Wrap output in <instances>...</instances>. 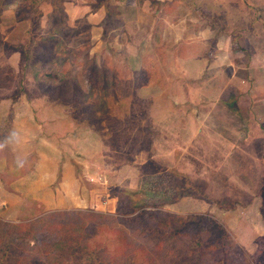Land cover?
Listing matches in <instances>:
<instances>
[{"label": "rangeland", "instance_id": "1", "mask_svg": "<svg viewBox=\"0 0 264 264\" xmlns=\"http://www.w3.org/2000/svg\"><path fill=\"white\" fill-rule=\"evenodd\" d=\"M7 1L0 0V13ZM236 1L227 2L228 11L234 4L239 8ZM53 2L52 21L61 31L57 37L40 32L43 0H18L17 13L22 21L12 27L11 20L4 18V27H9L7 33V28L0 32L4 70L10 68L6 57L17 49L21 50V60L25 59L21 62L25 81L21 91L32 94L40 88L42 92L50 89L57 96L60 75H68V81L61 83L67 97L61 101L77 108L74 120L84 122L80 126L96 134L102 155L111 154L115 164L132 169L123 176L133 180L126 181L132 188L125 191L118 186L108 192L97 185L91 193L90 208L29 209L22 215L0 208V264H72L70 247L59 248L65 239H81L87 250L96 251V260L89 258V264H264V236L249 233L250 221L246 222L245 215L242 219V211H249L245 207L253 204L255 197L259 203L264 200V193H253L264 187V160L247 161V148L238 156L243 161L220 160V134L224 135L223 129L230 131L222 127L226 124L220 117L225 119L228 112L207 120L206 132L197 131L204 128L200 126L203 119L199 121V114L187 109L204 104L196 92L202 86H197L193 59H179L191 54L187 49L193 43L189 33H170L172 27L163 25L166 21L162 18L157 27L153 17H138L141 6H132L124 19L116 17L122 9L114 6L115 17H108L103 33L92 38L85 20H80L78 28L64 30L65 16L59 7L62 1ZM210 5L207 8L216 10ZM167 8L185 16L194 8V1L180 0ZM178 16L168 21L177 17V23ZM242 16V21L235 17L229 20V26L211 16V42L216 43L219 36L223 42L232 39L235 59H228V75L250 58L247 47L264 44V35L249 28V15ZM216 24L222 30L228 28L215 34ZM14 26L17 30L11 32ZM79 31L83 33L78 35ZM34 41L36 47L46 43V49L34 50ZM80 42L84 46L76 48ZM217 66L220 64H213L215 72ZM207 72L203 78L208 77ZM44 74L46 77L41 76ZM211 76V82L216 83L215 73ZM232 96L222 100L213 97L210 106H235L241 99ZM235 148L230 146L229 150ZM257 149L261 152L264 146ZM171 155L175 158L173 169Z\"/></svg>", "mask_w": 264, "mask_h": 264}, {"label": "crops", "instance_id": "2", "mask_svg": "<svg viewBox=\"0 0 264 264\" xmlns=\"http://www.w3.org/2000/svg\"><path fill=\"white\" fill-rule=\"evenodd\" d=\"M17 1H7L5 2L7 6L1 9V33L2 28H7L6 33L9 29L8 26L4 27V18L11 20V27L15 25V22L20 23L22 21L21 15L17 13L19 8ZM56 1H62L59 3V7L65 16L63 19L64 30L68 32L69 29L78 28L80 20H85L91 27L92 38H96L94 34L100 36L103 33L104 22L108 17H115L114 6L122 9L121 14L116 15V17L124 19L132 6H141L142 12L137 14L138 17L140 15L153 17L157 27L161 26L160 18H162V21L167 22H162L163 25L169 24V27H172L170 33H180L186 30L188 35L193 38V43L187 48L191 54L190 56L183 54L179 59L185 61L189 58L193 59L194 69L197 73L196 79L199 81L197 86H202V90L196 92H198V97L203 98L201 100L204 104L196 106L198 108L188 107L187 109V112L195 111L198 113L199 121L203 119L200 126H204V128L199 127L197 131L206 132L208 129L206 127L207 120L228 112L229 116L225 119L223 116L220 117V122L226 124L222 127L230 130L228 132L223 129L224 135L220 134V160L226 162L243 161V158H238L239 155L244 154L242 148H247L246 154L250 152L247 161L264 160V149L261 152L257 149L258 146H264V44L255 46L252 44V46L247 47L250 58L241 62L240 66L237 65L236 70L228 75L226 71L230 65L228 59L230 62L231 59H235L231 53L232 39L229 38V41L223 42L222 36H219L216 43L211 42L214 26L211 20L212 15L214 18H220L219 22H226L229 26V20L232 21L234 17L241 20L242 14L244 18L248 14L251 19L249 28L264 35V0H237V3L239 1L237 4L239 8L235 9L234 5L236 4H234L231 11L227 9V2L233 0H193L194 8L185 16L175 15L174 12L167 10V7H173L180 0H141V2L139 0ZM210 4H214L218 10L216 8V10L211 11L207 8L211 6ZM204 7L206 8L204 9ZM54 8L53 0H43L40 32H46L50 36L57 37L61 31L56 28L52 21L51 16L54 15ZM173 16L179 17L177 23L174 20L177 17L168 21ZM201 19H203L202 22ZM228 26L222 30V26L216 24L214 33L226 31ZM11 29L12 32L17 30V27L14 26ZM163 32L167 33L166 28ZM77 33L79 35L83 32ZM34 42V50L35 48L46 49L44 47L47 46L44 45L46 43L40 42L38 43L39 46L36 47V41ZM78 46H84V43H77L76 48ZM21 54V50L15 49L6 57V61L10 62L8 71L4 70L6 65L0 59V143L5 145L4 148L0 149V208L15 211L18 215L25 214L29 209L90 208L91 193L97 185L108 189V192H111L113 187L117 188L118 186L125 187L123 188L125 191L131 189L132 185L126 184V181L133 180L123 176L126 175L125 173L133 172L132 169L115 164L111 154L102 155L103 152L100 148L101 145L99 146V140L96 139V134L84 130L80 126L84 122L79 123L74 120L73 114L74 112L78 113L77 108L67 107L61 101L67 97V91L61 90V83L65 80L68 81V75H60L57 82L60 84L57 96L56 94L53 95L50 89L47 92H42L40 88L39 91H34L32 94L31 91L23 92L20 90L25 82L22 78L23 73H21L23 71L21 68L22 60L25 62V59L21 60ZM172 56L174 57V54ZM217 63L220 66H217L219 69L215 72L213 64ZM200 65L203 66V69ZM233 66L236 67V65ZM238 68L241 69L237 73ZM207 70L210 71L207 72L208 77L203 78L202 76ZM211 72L215 73L216 83L214 84L211 82L213 80ZM41 76L46 77L45 74ZM86 77L85 81L88 82V76ZM34 78L36 77L33 76V81L39 85ZM76 78L80 79V76ZM27 81L30 82L31 78ZM42 81L48 83L45 79ZM82 86L81 88H84V85ZM36 88L38 86L34 90H37ZM79 92L85 95L83 89ZM232 95L246 102L240 101V103L237 100L235 106L225 104L221 108L210 106L211 102L209 101L213 97L219 96V99L222 100L225 96L226 98H233ZM54 97L56 99H53ZM65 103L67 104V102ZM190 118L192 116H189L188 119ZM232 119L235 122L232 121V123ZM188 123L186 121V125ZM94 144H98L94 146L95 150L92 149ZM230 146H235V150H229ZM171 156V168L173 169L175 158L173 155ZM116 180L122 182L121 185L115 184ZM253 193L263 194V185L261 189L258 187L257 192ZM105 201L108 202V200ZM246 206V209L249 207V211H242V219L245 218L243 216L245 215L246 222L250 221L248 224L252 231L249 233L257 238L264 236V200L259 203L257 196L253 204ZM253 207L257 208L258 211L255 212L256 209ZM248 212L250 214L247 215ZM242 224L244 225L243 222ZM247 238L248 236L245 235V243L248 241Z\"/></svg>", "mask_w": 264, "mask_h": 264}, {"label": "trees", "instance_id": "3", "mask_svg": "<svg viewBox=\"0 0 264 264\" xmlns=\"http://www.w3.org/2000/svg\"><path fill=\"white\" fill-rule=\"evenodd\" d=\"M37 222V221H35ZM85 229L88 228V225H84ZM94 229V226H92V231ZM83 237V236H82ZM83 240L79 239L78 240H70V239H65L63 240V242L60 244V249L61 248H66V247H70L69 249H71V251L73 252V257H74V261L72 262V264H89L88 259H95V256L93 254L94 251L92 250H87L84 245H83ZM56 243H58V241H56ZM92 246V245H91ZM93 248V246H92ZM96 260V259H95ZM40 264V262L38 263ZM91 264V263H90Z\"/></svg>", "mask_w": 264, "mask_h": 264}, {"label": "clouds", "instance_id": "4", "mask_svg": "<svg viewBox=\"0 0 264 264\" xmlns=\"http://www.w3.org/2000/svg\"><path fill=\"white\" fill-rule=\"evenodd\" d=\"M13 135H15V134H13ZM4 147H5V145L3 143H0V149H2Z\"/></svg>", "mask_w": 264, "mask_h": 264}]
</instances>
